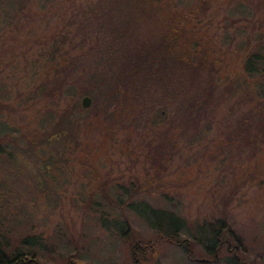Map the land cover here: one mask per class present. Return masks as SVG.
<instances>
[{
	"label": "trees",
	"instance_id": "1",
	"mask_svg": "<svg viewBox=\"0 0 264 264\" xmlns=\"http://www.w3.org/2000/svg\"><path fill=\"white\" fill-rule=\"evenodd\" d=\"M69 1L68 8L59 12L61 0H0V37L11 31L21 43L35 28L43 25L48 30L43 39L36 37V42L45 46L39 52L45 80L35 81L32 91L45 95L43 98L57 96L72 104L58 117L53 108L43 110L34 133L9 130L0 118L2 159L13 161L15 148L45 149L79 133L82 126L90 129L92 124H105L106 131L114 134L122 130L145 136L155 132V137L144 139L148 149L143 176L138 171L129 186L118 185L129 204L136 194H146L149 189L161 191L160 181L179 149L177 139L169 137L176 130L179 136L187 134L198 141H213V135L220 131L221 140H214L219 149L235 146L246 153L248 167L258 165L259 154L264 151V0L227 1L224 19L233 29L226 28L225 32L231 40L242 39L237 42L241 65L232 74H222L216 66L219 60L213 56L212 40L205 39L204 25L200 24L205 17L212 20L214 2L218 0H177L174 4L179 11L147 27L142 23L147 10L172 8L171 0ZM55 7L57 13L52 10ZM26 51L22 48L17 56ZM41 58L33 59L34 67ZM84 95H89L92 103L87 108L81 104L79 110L88 114H74L71 106ZM6 97L0 91L1 114L12 107L11 102L4 101ZM225 104L229 113L219 128L213 126L219 108ZM162 124L168 125L157 131L155 127ZM201 147L199 154L207 145ZM6 187V183H0V264H11L29 255L37 257L36 251L27 249L42 245L40 236L26 232V228L17 232V226L8 218L15 207L10 199L18 193ZM237 191L232 194L236 196ZM113 202L117 204L116 199ZM223 212L222 219L207 221L215 225L209 243L197 229L193 233V242L209 254H216L220 236L230 228L228 210ZM174 235L167 234L172 239ZM16 242L23 248L13 249Z\"/></svg>",
	"mask_w": 264,
	"mask_h": 264
},
{
	"label": "rangeland",
	"instance_id": "2",
	"mask_svg": "<svg viewBox=\"0 0 264 264\" xmlns=\"http://www.w3.org/2000/svg\"><path fill=\"white\" fill-rule=\"evenodd\" d=\"M227 1H215L212 20L205 17L200 22L205 39L212 40L211 50L222 74H232L241 65L237 49L241 37L231 40L225 32L226 28L233 29L224 19ZM61 2L59 12L67 9L70 1ZM52 10L58 11L57 7ZM174 10L179 11L176 4L160 11L147 10L142 23L151 26L152 21L163 20ZM45 32L48 30L43 25L35 28L21 43L11 31L0 37V91L5 92L4 101L12 106L0 113V118L9 130L34 133L43 110L53 108L58 117L72 105L67 104L70 100L43 98L45 95L32 91L35 81L45 80L44 60L39 54L45 46L36 42V37L43 39ZM22 48L27 51L17 56ZM39 57L41 61L34 67L33 59ZM82 97L71 106L74 114H88L79 110ZM229 109L227 104L219 108L213 126H221ZM167 125L155 129L165 130ZM104 126L92 124L87 130L82 126L79 133L45 149H12L15 158L11 162L0 156V183L18 193L10 199L15 207L10 206L13 214L8 218L17 226V232L26 228V232L41 237L42 245L27 249L36 251L38 260L47 264H120L132 261L134 245L153 244L154 249L139 254L142 264H264V151L259 154L258 165L248 167L246 153L235 146L218 148L214 140H221L220 131L213 135V141H198L187 134L179 136L176 130L169 137L177 139L179 149L169 161L164 181H160L161 191L149 189L146 194H136L129 204L118 185L129 186L138 171L143 176L148 149L144 139L156 133L145 136L122 130L114 134ZM203 144L207 148L199 154L197 150L203 149ZM236 189L235 196L232 192ZM108 196L114 197L117 204ZM225 209L230 228L220 236L216 254H209L193 242V233L197 229L209 243L215 225L207 221L222 219ZM170 233H175V238L168 237ZM20 245L16 242L13 249H22Z\"/></svg>",
	"mask_w": 264,
	"mask_h": 264
},
{
	"label": "flooded vegetation",
	"instance_id": "3",
	"mask_svg": "<svg viewBox=\"0 0 264 264\" xmlns=\"http://www.w3.org/2000/svg\"><path fill=\"white\" fill-rule=\"evenodd\" d=\"M155 245L151 244V245H134L132 252V261H123V262H119L120 264H142L141 259L139 258V254H144L149 248L154 249ZM229 250H231V247L229 248ZM32 257L33 259L30 260L29 262H25V259ZM27 258L21 257V260H14L11 264L17 262V264H47V263H43L42 261L38 260L36 257L34 256H28ZM195 259V258H193ZM53 264V263H51ZM59 264H82V262H77V261H70L67 263H59Z\"/></svg>",
	"mask_w": 264,
	"mask_h": 264
},
{
	"label": "water",
	"instance_id": "4",
	"mask_svg": "<svg viewBox=\"0 0 264 264\" xmlns=\"http://www.w3.org/2000/svg\"><path fill=\"white\" fill-rule=\"evenodd\" d=\"M91 101H92V99H91V97L89 95H84L82 97V100H81L82 106L83 107H89L90 104H91ZM32 259H33L32 257H29V258L25 259V262H29ZM196 260H198V261H207L208 259L207 258H196ZM13 264H17V262H15Z\"/></svg>",
	"mask_w": 264,
	"mask_h": 264
}]
</instances>
